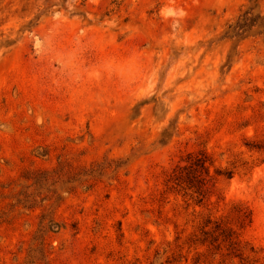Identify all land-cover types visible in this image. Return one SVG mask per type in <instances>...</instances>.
<instances>
[{
	"label": "rangeland",
	"instance_id": "1",
	"mask_svg": "<svg viewBox=\"0 0 264 264\" xmlns=\"http://www.w3.org/2000/svg\"><path fill=\"white\" fill-rule=\"evenodd\" d=\"M250 5L0 0V264H264Z\"/></svg>",
	"mask_w": 264,
	"mask_h": 264
},
{
	"label": "trees",
	"instance_id": "2",
	"mask_svg": "<svg viewBox=\"0 0 264 264\" xmlns=\"http://www.w3.org/2000/svg\"><path fill=\"white\" fill-rule=\"evenodd\" d=\"M260 2L261 0H250L251 5L246 7L234 22L227 25L222 35V40L241 42L250 37H261L264 39V14L261 12ZM162 137H167L166 130L162 133ZM206 163V159H197L191 165V168L195 167L197 171L207 172ZM228 178H230V176H228ZM181 179L182 177L179 176L176 180ZM58 227L57 224L53 226L54 229H58ZM223 236L225 239L224 241L228 242L230 248L237 250L238 243L235 241L234 233L231 231H224Z\"/></svg>",
	"mask_w": 264,
	"mask_h": 264
}]
</instances>
